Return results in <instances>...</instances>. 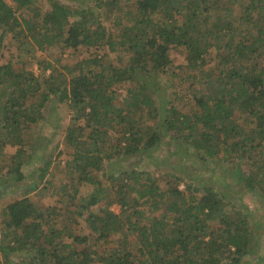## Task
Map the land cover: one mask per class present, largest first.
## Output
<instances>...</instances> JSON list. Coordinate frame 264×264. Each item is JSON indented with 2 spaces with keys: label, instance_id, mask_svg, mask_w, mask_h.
Returning a JSON list of instances; mask_svg holds the SVG:
<instances>
[{
  "label": "trees",
  "instance_id": "1",
  "mask_svg": "<svg viewBox=\"0 0 264 264\" xmlns=\"http://www.w3.org/2000/svg\"><path fill=\"white\" fill-rule=\"evenodd\" d=\"M11 1L15 8L0 0V39L12 35L27 54L22 63L33 60L44 74L40 81L13 62L0 64V157L15 148L5 177L23 188L4 210L0 264H246L256 254V264H264V224L251 223L255 218L234 189L240 186L264 212V0H132L117 15L115 33L97 21L102 0L85 7L48 0V10ZM105 4L112 12L117 0ZM35 45L38 52L58 46L57 62L65 53L92 56L69 64V54L59 68L50 61L54 55L35 59ZM176 49L184 54L182 82L202 87L188 110L169 86L157 99L160 89L141 78L164 75ZM116 84L129 86L122 108L115 106ZM51 101L70 116L63 132L70 151L66 183L54 181V160L46 155L57 144L33 150L25 135L55 119ZM137 112L143 113L133 119ZM173 145L188 164L183 169L196 166L187 177L170 173L177 200L158 194L154 181L143 184L149 175L138 163L112 164L144 161L154 148ZM212 165L224 170L217 177L201 172ZM32 172L35 178L24 183ZM87 185L92 189L84 195L80 188ZM44 197L56 200L45 208ZM116 234L119 247L108 257L92 247Z\"/></svg>",
  "mask_w": 264,
  "mask_h": 264
},
{
  "label": "rangeland",
  "instance_id": "2",
  "mask_svg": "<svg viewBox=\"0 0 264 264\" xmlns=\"http://www.w3.org/2000/svg\"><path fill=\"white\" fill-rule=\"evenodd\" d=\"M5 1L10 6H13L15 8V5L13 4L11 0H5ZM31 1L34 3L41 4L42 6L44 4L45 6L44 9L45 10L49 9L48 0H31ZM58 1L67 6L85 7L88 5H92V3L97 0H58ZM131 1L132 0H117V5L114 8L115 11L111 12V10L113 9V6L110 4H105L106 0H102L104 6L100 5L101 13L98 16L97 21L103 24V26L106 28L112 27L111 30L115 29L112 25L115 23L117 15H119L122 11H124V9L127 6L131 5ZM16 14L19 15V12ZM24 19L30 20V17L25 16ZM22 26H24V23H22ZM22 28L26 29V26ZM115 32L116 30H113V33ZM1 34H2V30L0 29V36ZM12 37H13L12 35H7L4 39H0V64L7 63V62H13L15 67H17L19 70H21L22 68H25V70L33 72L34 76L38 77V80H40L41 74L43 72L38 69L36 62H33V60L22 63L24 60H26L27 54L24 52L23 49H21L20 46H18V42H16L15 39H13ZM37 39L40 40L41 36H37L36 40ZM32 43L34 44L35 40ZM54 46H46V48L48 49L44 52L40 51L41 52L40 53L36 50L38 49V47L35 45V48H34L35 51H34L33 57H35V59L37 60L41 58L42 59L49 58L50 56L54 55L56 52L59 51L58 46L56 47ZM98 52H101V51H98ZM69 54L65 53L60 58L59 62H57V58L54 55L50 57V61L53 64H56L59 68H62V66L65 65V63L68 60L67 57L71 55ZM88 55L92 56V53L90 50L88 51L85 50L80 56V58L79 56L75 57L71 55L69 58V64H74L77 61H79V59L86 57ZM170 57L172 59V65L170 69L164 75H159V77H156V75L146 76L144 74L141 76V78L142 80L146 81L148 84H152L154 88H157L158 90L160 89V91H158L159 93L155 95L157 99H162L163 90L165 89L163 87L169 86V88H167V92L178 94V96L180 95L181 98L179 97L178 104L180 106L182 104L187 105L184 108L185 110H188L190 109L189 103L191 102V95L196 94L200 89H202V87L198 83L194 84V81L182 82V77L185 76L186 73H185V67H184V63H185L184 54L183 52L180 51V49L174 50ZM30 58H31V55H30ZM73 66H76V65H73ZM91 68L93 67L91 66ZM48 72L49 71H46L45 73L48 74ZM137 75H138V72H137ZM165 83L167 85H165ZM113 88L117 90V94H115L116 96L115 106L122 108L124 104L126 103V99H125L126 90L129 88V86L127 84H124V86L122 84H116L113 86ZM165 98H166L165 99L166 101L170 100L168 97H165ZM51 104L53 107L56 106V104L53 103V101H51ZM64 109L65 108L63 105H61L60 107L56 106L55 109L52 110L55 114L54 120L46 119V121L40 122L36 127H34L27 134H25L27 137L30 138V140L33 141L32 143L33 150L38 149L41 146L46 147L47 145V147H51L57 144L56 150L53 149L52 147L50 149L48 148L49 150L46 155L48 157L51 156L52 161L54 160L53 166L51 168L53 175H54L52 177H54V181L58 183L60 182L66 183V180L68 179L66 176V170H65L66 168L64 167V164L68 158V153H70V151L64 145V133L63 132L64 130H66V127L70 124V116L67 115V112ZM144 112H146V110H144ZM141 113L143 112H137L136 117L133 116V119H137V117L140 116ZM53 121L55 123H53ZM142 121L145 122V124L147 125L151 124L146 114H144V118L142 119ZM87 133H88V129L85 130L84 134L86 135ZM110 133L113 134V131H110ZM41 135L45 140L37 141L38 136L41 137ZM115 135L116 134H113L114 138H115ZM48 139L50 140V143ZM112 141H114V139H112ZM59 150H61L62 154L60 157H57L56 155L58 154L57 152ZM192 151L194 150L192 149ZM4 152H5V155L2 153L0 157V189L6 188L5 186H8L9 189L8 190L6 189L4 192H0V230H2L1 223H2V220L4 219V210H5L6 205L20 198L19 194H21L23 190V188L20 187L19 184L14 183L12 178H9V176L5 177V174L7 173L8 167L11 162V160H9V157H11L12 154H14L15 148L7 147ZM180 159L181 158L179 154V147H177V145L175 146L173 145L171 147L167 146L165 148L160 147L159 149L154 148L153 157L146 158L144 161L139 160L138 157H133V158L129 157L126 159V161L128 160L127 163L124 159H119L118 161H114L112 164L115 166L125 167L126 169V168L133 167L136 163H138V166L136 165L135 167L138 170L148 171V175H149V176H146L147 178L142 180L143 184L144 182L148 183V182L154 181L155 186L158 188V190L156 191L158 194L167 192L168 197H171V199H175L174 196H171L172 193L169 192L171 186L174 187L176 185V182L173 181V178L170 177L171 175L170 173H173L176 175L182 174L183 176L187 177L190 175V173H188L191 170L190 168L193 169V172L196 171V166L194 165L193 167L183 169V167L188 166V164L186 165L183 164L180 161ZM38 165H39V160H36V162L32 164L31 167H28V168L26 167L25 173H28L29 171H33L32 170L33 167H36ZM223 170H224L223 165H221L220 167H216L215 165H212L209 169H204L201 172L204 171L207 174L206 176L208 177H217L219 174H221ZM32 178H35L34 172H32L31 176L27 178L24 181V183L29 182ZM228 183L230 184V180L228 181ZM177 186L180 190L183 189L182 184H178ZM239 188L240 186H236V188H234L235 191L238 193L237 196H240V198L244 196L242 201L246 206L249 207L250 211L252 212V215L255 218V219L250 218L251 223H254V221H256V222H259L261 225H263L264 224V212L262 211V208H260L259 202L257 203V200L255 198L250 197L249 195H245L247 194L245 191L242 190V193H241L240 192L241 189ZM91 189L92 187L89 185L83 186L80 188L81 193L84 195L91 192ZM55 200L56 199L51 198V197H44L43 199L40 200V206L42 207L44 206L45 208L49 207L54 203ZM233 202H235L236 206L239 208V209L237 208V210H240V211L245 210L243 207H241L239 201H233ZM100 206L102 205L100 204ZM111 209L113 212L117 214L120 212L119 207L116 205H113ZM160 210H162V208ZM78 222L80 223L79 225L80 229H82V233H81L82 235H87L88 233H90L89 230L86 228V225L82 222L81 219H79ZM261 238L262 240H264V236H262ZM119 239H121V236L116 234L110 238L111 243L95 244L94 242H92V247H94L95 249H98V246H99L100 251L106 249L107 250L106 256L108 257V255L112 253L113 249L119 247V244H118ZM131 240L133 239H131V236H130L128 241L131 243ZM130 246L127 245L126 248L127 249L130 248ZM256 260H257V254L247 257L245 262L246 261L250 262V263L246 262V264H256ZM96 264H107V263H96Z\"/></svg>",
  "mask_w": 264,
  "mask_h": 264
}]
</instances>
